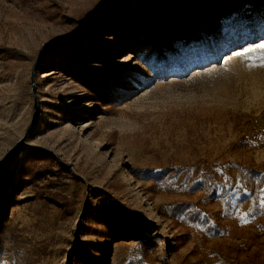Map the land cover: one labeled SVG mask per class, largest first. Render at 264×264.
<instances>
[{"label":"rangeland","instance_id":"rangeland-1","mask_svg":"<svg viewBox=\"0 0 264 264\" xmlns=\"http://www.w3.org/2000/svg\"><path fill=\"white\" fill-rule=\"evenodd\" d=\"M111 2L0 0V264H264V0Z\"/></svg>","mask_w":264,"mask_h":264},{"label":"water","instance_id":"water-1","mask_svg":"<svg viewBox=\"0 0 264 264\" xmlns=\"http://www.w3.org/2000/svg\"><path fill=\"white\" fill-rule=\"evenodd\" d=\"M118 0H112V2L107 6L106 9H104L103 11L93 15L88 21H87V24H89L90 22L92 21H95L96 19L102 17L104 14L108 13L114 6V4L117 2ZM74 36H76V34L74 35H71L70 37L62 40L61 42L59 43H56L54 45H49L45 48H43L41 51H40V54H42L43 52H46V51H49V50H52V49H56V48H59L61 47L62 45H64L66 42L70 41ZM32 80H34V77L32 75ZM33 94H34V98H35V87L33 86Z\"/></svg>","mask_w":264,"mask_h":264},{"label":"trees","instance_id":"trees-1","mask_svg":"<svg viewBox=\"0 0 264 264\" xmlns=\"http://www.w3.org/2000/svg\"><path fill=\"white\" fill-rule=\"evenodd\" d=\"M119 3V2H118ZM211 179V178H210ZM264 182V181H263ZM261 186V182L259 183V185L257 186V188H259ZM211 187L208 186L206 187L205 185L203 186V190L205 192H207L208 195H212L214 193V189H212V191H210ZM123 210H121L119 207H117L116 210H112V213L119 216V215H123Z\"/></svg>","mask_w":264,"mask_h":264},{"label":"snow or ice","instance_id":"snow-or-ice-1","mask_svg":"<svg viewBox=\"0 0 264 264\" xmlns=\"http://www.w3.org/2000/svg\"><path fill=\"white\" fill-rule=\"evenodd\" d=\"M261 48H264V44L260 45ZM261 67H264V64H261Z\"/></svg>","mask_w":264,"mask_h":264}]
</instances>
